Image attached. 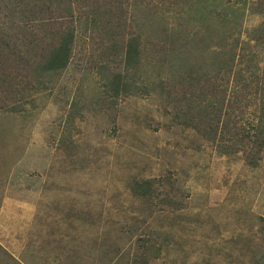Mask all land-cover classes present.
<instances>
[{
	"label": "rangeland",
	"instance_id": "rangeland-1",
	"mask_svg": "<svg viewBox=\"0 0 264 264\" xmlns=\"http://www.w3.org/2000/svg\"><path fill=\"white\" fill-rule=\"evenodd\" d=\"M160 1L126 2L129 33L168 52L130 73V94L108 104L97 48L76 24L65 70L0 109V264H264V103L234 119L262 141L241 149L220 125L205 139L185 128L162 86L187 70L214 76L233 40L262 75L253 31L264 17L225 0ZM233 76L220 83L227 94L239 90ZM146 181L151 202L131 192Z\"/></svg>",
	"mask_w": 264,
	"mask_h": 264
},
{
	"label": "trees",
	"instance_id": "trees-1",
	"mask_svg": "<svg viewBox=\"0 0 264 264\" xmlns=\"http://www.w3.org/2000/svg\"><path fill=\"white\" fill-rule=\"evenodd\" d=\"M7 1L8 15L0 19V109L9 107L16 98L18 102L23 101L24 94L33 95L47 89L65 70L72 56L76 24L83 30L89 47L97 48L94 63L105 82L109 105L131 93L133 86L129 75L132 71L144 62L159 64L166 59L168 52L164 45L146 48L138 35L127 30L125 9L128 0ZM79 1L82 9L77 6ZM175 1L169 2L173 5ZM141 3L150 5L153 0H142ZM234 4L242 7L248 4L250 10L264 17V0L224 2L228 9ZM253 39L256 45L264 46V21L253 31ZM238 44L233 40L227 55L218 58L214 76L201 81L187 70L184 77L168 80L162 86L166 100L174 109L178 107L179 113L183 111L179 120L185 128L205 139L213 138L220 125L224 133L232 137V146L241 149L248 146L251 150V146L262 145L261 137H245L234 119L243 115L242 109L251 104L252 98H259L260 103H264V73L258 75L244 64L249 60L236 54ZM234 65L244 69L236 71ZM244 71L246 81L242 79ZM227 75H234V82L240 83L238 91L231 90L227 94V87L220 86L224 79L227 80L225 85L228 82ZM226 95L230 96L225 100ZM72 110L73 107L70 112ZM251 160L247 156V161L251 163ZM131 192L144 202L154 198L149 181L135 184ZM144 247V254L151 253L155 244L147 242Z\"/></svg>",
	"mask_w": 264,
	"mask_h": 264
}]
</instances>
